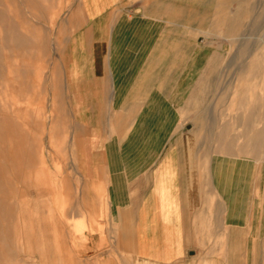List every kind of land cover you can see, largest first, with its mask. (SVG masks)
Wrapping results in <instances>:
<instances>
[{
  "label": "crops",
  "instance_id": "1",
  "mask_svg": "<svg viewBox=\"0 0 264 264\" xmlns=\"http://www.w3.org/2000/svg\"><path fill=\"white\" fill-rule=\"evenodd\" d=\"M79 5L63 53L64 105L75 166L106 192L116 243L131 253L122 264H264V166L199 145L182 124L213 54L204 0ZM16 226L44 229L33 215ZM51 251L26 264H56ZM61 262L76 263L70 254Z\"/></svg>",
  "mask_w": 264,
  "mask_h": 264
},
{
  "label": "rangeland",
  "instance_id": "2",
  "mask_svg": "<svg viewBox=\"0 0 264 264\" xmlns=\"http://www.w3.org/2000/svg\"><path fill=\"white\" fill-rule=\"evenodd\" d=\"M204 7L213 54L182 107V124L199 145L264 166V0H204ZM81 19L79 0H0V198L10 201L0 204V264L38 262L51 250L56 264L69 254L75 264L132 259L116 243L106 192L75 166L63 53ZM253 57L262 69L244 76ZM31 215L42 231L16 229Z\"/></svg>",
  "mask_w": 264,
  "mask_h": 264
},
{
  "label": "bare ground",
  "instance_id": "3",
  "mask_svg": "<svg viewBox=\"0 0 264 264\" xmlns=\"http://www.w3.org/2000/svg\"><path fill=\"white\" fill-rule=\"evenodd\" d=\"M20 2V1H19ZM24 8H25V6H24ZM50 28V27H49ZM253 61L250 63V65L247 67V70L243 73L244 74V76L245 75H249L250 73H253V71L254 70H260V69H262V60H259V58H257V59H255L254 57H253ZM16 60V59H15ZM244 76H243V78L242 79H239L238 80V83H237V88L238 87H240V86H242V84L244 83ZM242 77V76H241ZM7 84V83H6ZM237 90V89H236ZM263 92V91H262ZM261 92V94H263ZM17 93V92H16ZM11 95V94H10ZM9 95V96H10ZM234 99L235 100H243V95L242 96H238L237 95V92H235L234 93ZM5 100H7L6 98H5ZM8 101V100H7ZM12 104V103H11ZM8 109V108H7ZM240 144V143H239ZM243 145V144H242ZM219 146V145H218ZM259 164H261L260 162H259ZM256 179H258V178H256Z\"/></svg>",
  "mask_w": 264,
  "mask_h": 264
}]
</instances>
